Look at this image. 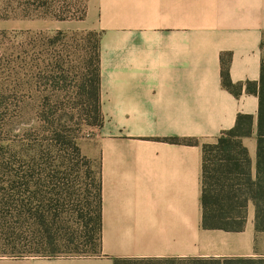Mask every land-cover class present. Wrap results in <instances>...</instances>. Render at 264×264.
<instances>
[{
	"label": "crops",
	"instance_id": "crops-1",
	"mask_svg": "<svg viewBox=\"0 0 264 264\" xmlns=\"http://www.w3.org/2000/svg\"><path fill=\"white\" fill-rule=\"evenodd\" d=\"M83 2L82 20L0 18V30L100 34L103 122L80 149L100 165L101 250L87 257H0V264L264 257L251 202L236 233L204 229L201 202L202 145L232 129L239 114L257 122L264 0ZM222 56L230 81L241 85L238 95L222 83ZM175 138L198 144L169 141ZM242 142L255 175L256 138Z\"/></svg>",
	"mask_w": 264,
	"mask_h": 264
},
{
	"label": "trees",
	"instance_id": "trees-1",
	"mask_svg": "<svg viewBox=\"0 0 264 264\" xmlns=\"http://www.w3.org/2000/svg\"><path fill=\"white\" fill-rule=\"evenodd\" d=\"M45 3L50 0H33ZM62 13L56 20H82L86 8ZM78 13V15L76 14ZM45 17L37 18L43 19ZM100 34L94 31L0 30V237L4 257L50 256L59 233V206L69 191L63 174L66 155L84 161L78 135L69 126L72 110L101 127ZM222 62V83L234 95L241 85L229 79ZM248 90L251 88L248 86ZM254 117L239 114L234 127L215 143L203 144L202 227L225 232L244 230L248 204L254 207V229L264 233V60ZM72 105V107L70 106ZM68 107L71 110L68 111ZM89 107L92 108L89 110ZM73 112V111H72ZM256 138L255 175L242 140ZM198 144L196 140L170 139ZM96 206L94 250H101V181L91 168ZM193 264H264V257L190 260ZM185 261V262H190ZM128 264L131 260H116Z\"/></svg>",
	"mask_w": 264,
	"mask_h": 264
},
{
	"label": "rangeland",
	"instance_id": "rangeland-1",
	"mask_svg": "<svg viewBox=\"0 0 264 264\" xmlns=\"http://www.w3.org/2000/svg\"><path fill=\"white\" fill-rule=\"evenodd\" d=\"M80 0H50L45 3L32 0H0V18L6 20H20L27 15L53 19L62 13L69 16L71 12L79 11L82 7ZM78 15V13H76ZM72 107V105H70ZM92 108L89 107V110ZM71 108L68 107V111ZM73 111V112H72ZM74 117L69 124L71 129L78 135L80 144L83 140L91 139L96 126L89 125L91 118L82 116V111L72 110ZM66 168L63 174L69 178V191L62 198L59 206V233L55 235V251L51 254L56 257H87L95 256L94 247L97 242L95 230L96 206L94 201L95 192L92 185V176L88 178L87 171L91 168L97 178L98 162L92 160L90 166L84 161L66 155ZM3 240L0 237V257L5 254L1 248ZM128 264H171L165 261H132ZM174 264H193V262L174 261Z\"/></svg>",
	"mask_w": 264,
	"mask_h": 264
}]
</instances>
